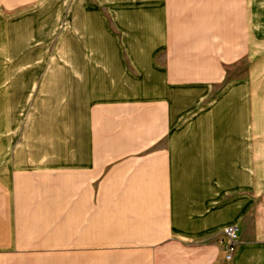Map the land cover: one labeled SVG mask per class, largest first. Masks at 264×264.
<instances>
[{
    "label": "crops",
    "instance_id": "0c3cea01",
    "mask_svg": "<svg viewBox=\"0 0 264 264\" xmlns=\"http://www.w3.org/2000/svg\"><path fill=\"white\" fill-rule=\"evenodd\" d=\"M233 1L0 14V261L264 264V0Z\"/></svg>",
    "mask_w": 264,
    "mask_h": 264
},
{
    "label": "rangeland",
    "instance_id": "374dc122",
    "mask_svg": "<svg viewBox=\"0 0 264 264\" xmlns=\"http://www.w3.org/2000/svg\"><path fill=\"white\" fill-rule=\"evenodd\" d=\"M18 4L16 3H8L7 0H0V14H4L8 17V25L9 27H19L22 29V27L26 28L31 27V24L28 23L27 18L29 15V10L34 6L36 1L39 0H20ZM233 24L235 25L237 22H241L242 17L245 13V0H234L233 1ZM208 8V5L205 6L203 3V0H199V2H195L192 0V2L186 4L184 6V14L186 22H188L190 25H192L193 15H198V12H203ZM220 9L219 5H215V7H212V11H219ZM56 30L58 31V28H63V19H57L56 20ZM235 29V27H234ZM54 36L50 37L52 43ZM51 45V44H50ZM47 255V254H44ZM81 260H49V259H9V260H3L0 261V264H81ZM96 264V261H83V264Z\"/></svg>",
    "mask_w": 264,
    "mask_h": 264
},
{
    "label": "built area",
    "instance_id": "2783aa9c",
    "mask_svg": "<svg viewBox=\"0 0 264 264\" xmlns=\"http://www.w3.org/2000/svg\"><path fill=\"white\" fill-rule=\"evenodd\" d=\"M218 241L225 245V259L232 261L237 250L238 235L237 227H228L218 238Z\"/></svg>",
    "mask_w": 264,
    "mask_h": 264
}]
</instances>
